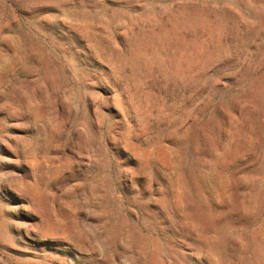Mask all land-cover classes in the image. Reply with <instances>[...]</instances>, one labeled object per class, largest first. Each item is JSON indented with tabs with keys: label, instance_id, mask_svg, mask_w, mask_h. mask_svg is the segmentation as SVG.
Returning a JSON list of instances; mask_svg holds the SVG:
<instances>
[{
	"label": "rangeland",
	"instance_id": "rangeland-1",
	"mask_svg": "<svg viewBox=\"0 0 264 264\" xmlns=\"http://www.w3.org/2000/svg\"><path fill=\"white\" fill-rule=\"evenodd\" d=\"M0 264H264V0H0Z\"/></svg>",
	"mask_w": 264,
	"mask_h": 264
}]
</instances>
